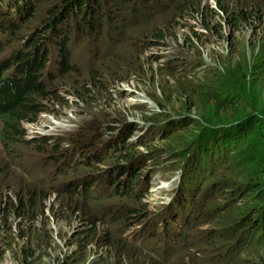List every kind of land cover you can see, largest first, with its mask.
<instances>
[{"label":"rangeland","instance_id":"rangeland-1","mask_svg":"<svg viewBox=\"0 0 264 264\" xmlns=\"http://www.w3.org/2000/svg\"><path fill=\"white\" fill-rule=\"evenodd\" d=\"M51 1L53 2V0ZM140 1V10L147 9L142 3L143 0ZM161 1L170 0H147L149 3L152 2V8L156 10L159 9L158 2ZM223 1L229 6L231 4L228 16L225 12H220L217 9L216 0H203L204 5L209 8L205 19L209 25H213L225 23L227 21L225 18L230 17L233 23L230 24L231 27L225 25L222 27L223 31L216 34L215 31L209 32L205 28L200 34L198 18H191V14H188L190 16L188 19L173 20L172 25L180 24L176 27L174 34L169 35L164 31L167 37L164 42H161L163 45L152 47L149 45L144 55L136 57L137 78L135 75L129 78H127L128 74L122 75L120 81L111 84L110 94L103 93L99 98L77 97L76 91L72 87L73 83H70L65 90L62 89L59 92L61 97L64 96V104L48 103L54 113H42L37 123L24 124L29 138L39 135L59 137L60 140L52 139L51 146L53 147L69 143L76 135L83 140H88L95 131L92 123L111 122L114 123L111 125H115L118 124L115 120L124 119L122 127L125 130L124 140H128L130 147L140 148V161L136 159L132 166L140 173L139 180L142 182L145 180V186L138 187L132 177L127 185L128 188L134 183L135 188L139 189L138 192L136 189L134 191L135 199L130 197V200L124 202L113 197L111 200H105L104 197L98 198L93 194V199L88 204L72 199L61 194V183L64 179L62 175H58V171L62 159L51 160L47 157H40L35 162L36 166H31L29 172V166L24 157L29 158L30 154L35 152H27V150L23 152L22 150L21 154L16 155L17 150H15L10 154L9 150L3 149L0 140V200L2 203L8 202L9 196L19 188L26 191L32 188L37 192L36 196L39 200L42 195L51 194L46 202H43V207L40 204L37 211L30 213L31 219L24 220L17 218L15 214L0 212V264H104L108 253L111 255L108 264H114L117 260L114 259V256L117 257L119 253L136 256L142 262L149 263L146 254L147 252L150 255L148 251H141L136 246L127 245L122 241L121 237H126L133 231L124 230L122 226L109 222L110 218L117 219L119 217L115 214H119L121 209L119 212H114L110 218H107V215L113 211L114 206L121 204L133 205L132 207L140 208L143 211L156 213L158 210L166 208L170 200L180 191V195H183L184 191L194 193V195L199 192L192 187L196 186L197 180L193 181V185L190 186L184 176L185 163L193 152L189 143L185 144L187 136L185 130L188 128L185 127V124L189 119L174 113L173 108L193 106L191 120L205 122L204 119H201L200 114H206V118L209 120L215 112L219 111H215L217 103L212 94L220 84L218 79L222 77H226L228 80L234 78L231 83L237 84L236 90L245 92V97L248 99L243 110H247L251 116H258L261 121L264 120V65L258 64L256 59L264 57V19L260 21L238 20L232 15L236 2L240 5L239 2L244 1L249 7L252 6L254 14L259 6L264 7V1L263 4H258L257 0L252 3L251 0ZM36 3H33L30 15L33 13L32 10L37 5ZM51 7L50 1H42L36 16L41 14L42 8L49 11ZM13 13L15 14V12ZM18 20L25 21L26 19L21 17ZM36 33L37 31L32 30L24 37L30 40ZM78 36L77 34L74 40L69 43L68 50L73 55L74 64L77 67H83V65L89 64L90 58L99 56L102 46L96 45L93 42L94 39L92 41V35L90 39L85 36H79L82 39H77ZM115 36L117 35L115 34ZM2 37L5 35L0 34V38ZM17 46L14 50L9 49L0 56L6 54L3 59L10 58L15 54V50L21 49V44ZM140 46L133 47V51L130 50L131 53L135 55L140 50ZM87 47L90 48L92 55ZM126 47H129V44ZM52 50H50L51 57L47 64H50L54 55L57 56L56 61L62 60L61 56L57 55L58 52H52ZM120 50L122 48L117 49L115 54ZM157 56L161 57L156 59ZM169 64H173L174 72L167 68ZM56 69L57 67L54 66L51 71L55 73ZM181 69L191 72L189 76L193 83H200L198 90L192 94L194 98L192 101L185 99L184 96L180 101L176 100L171 91L173 86H178L181 82L178 75V71ZM120 73L122 74V72ZM170 107L169 115L165 116L167 113L165 109ZM233 121L235 120H228L225 121L226 124L219 125L218 128L222 129L219 133L226 134V130L232 128L231 126L234 127L233 132L238 131V123H231ZM261 123L264 125V122ZM241 128L243 133V127ZM214 129L217 130L215 126ZM103 132L99 131V135H102ZM140 144L142 145L140 146ZM252 168L239 165L222 172L216 179L215 189L222 192L223 187L220 185L224 177L222 175H228L236 180L239 177H245L247 175L244 174L245 172L254 171ZM35 170L38 172L35 173ZM96 172L91 171V173ZM189 176L191 175L189 174ZM258 183H264V179H259ZM254 187L257 185L253 184ZM127 188H123L124 191H128ZM91 191L97 193L98 189L91 188ZM101 192V196H108L106 195L107 187ZM229 194V192H225L226 196ZM217 196L214 194L211 203L205 202L199 208H197L199 197L194 198L193 196L190 198L191 201L182 199L185 205L183 212L196 210L197 214L205 213L204 218L214 220L216 228H226L221 225L227 221L228 211L220 213L218 216L215 213L208 216L209 211L215 210L216 206L225 202L223 199L216 200ZM238 196L243 199L245 206L254 205L258 201L252 195L246 197L239 194ZM75 207H82L80 209L82 211L76 213ZM257 208L260 210L264 207L261 205ZM237 211L243 212L241 209ZM250 211L252 212V209ZM27 216L28 213L25 212L24 217L27 218ZM253 217L256 220L259 217L258 213ZM139 221L140 219H132L131 223ZM187 221H190V216ZM187 221L182 227L181 234L190 229ZM83 231L84 233H82ZM94 232V238L86 237L87 234ZM119 235L121 237H118ZM178 235L170 237L172 243L169 242L167 246H164L162 242L161 248L164 255L171 253L175 246L176 248L179 246L180 251L186 248L184 240L179 239ZM130 238L134 239L133 234ZM140 238L142 240L138 241L144 242L154 239L153 236H140ZM254 248L250 250V253H247L248 256H242L239 264H244L246 260L251 264H264V246L258 248L254 246Z\"/></svg>","mask_w":264,"mask_h":264},{"label":"trees","instance_id":"trees-1","mask_svg":"<svg viewBox=\"0 0 264 264\" xmlns=\"http://www.w3.org/2000/svg\"><path fill=\"white\" fill-rule=\"evenodd\" d=\"M42 1L45 0H0V34L5 35L0 38V55L9 49L14 50L13 45L21 44V49L17 50L10 58L2 59L0 56V140L3 149L9 150L10 154L15 150H17L16 155L21 154L22 150L40 154L60 153L62 149L59 146H51L52 138L50 137H27L28 133L24 124L37 123L42 113H54L48 103L64 104V96L61 97L59 92L62 89L65 90L70 83H73L72 87L76 91L77 97L99 98L103 93L110 94L111 84L120 81L122 75L128 74L127 78L135 75L137 78L136 57L143 55L148 45L151 47L163 45L161 42H164L167 37L165 32L173 35L176 27L180 25L179 23H176L177 26L172 25L173 20L188 19L190 18L188 14H191V18L200 19L203 23L202 26L209 32L216 31V33L223 31V26L233 24L230 17H227L225 23L209 25L205 19L209 8L204 5L203 0L161 1L158 2L159 9L157 10L152 8V2L149 3L147 0L142 2L147 8L145 10H140V0H53V2L47 0L50 1L51 9L47 11L42 8L41 14L36 16ZM253 1L251 0V3ZM263 1L257 0L258 4H263ZM34 2H37V5L30 15ZM167 3L169 5H166ZM216 3L217 9L220 12H225L228 16L231 4L229 6L223 0H216ZM239 3L240 5L237 2L234 4L236 6L232 12V15L235 16L233 18L250 19V21L264 19V9H262L264 7L259 6L253 14L252 6L249 7L244 1ZM21 17L26 20L17 21ZM32 30L37 33L27 40L24 36ZM77 34L88 39L93 36L91 38L94 39L93 42L102 46L99 56L83 67H77L74 64L73 55L68 50L69 43L74 40ZM79 36L77 39H82ZM128 44L129 47H126ZM139 45H141L140 50L135 55L132 54L130 50L133 51V47L138 48ZM119 48L122 50L115 54ZM52 49L58 52L57 55L61 56L62 60H57L54 64L57 67L56 72L51 71L47 75V62L51 57L50 50ZM256 59L258 64L264 65V57ZM172 67L173 64L167 65L168 69H172ZM190 73L183 69L178 71L181 82L178 86H173L171 90L175 95L174 99L180 101L183 96L190 101L194 99L192 94L198 90L200 83H193L189 76ZM232 79L234 78L230 80L226 77L218 79L220 84L212 94L217 103L215 111H219L215 112L209 120L206 118V114H200L201 119H204L205 122L191 120L193 106H180L178 109L173 108L172 110L189 119L185 124V127H188L185 130L187 132L185 144L189 143L193 152L185 163L184 176L190 186L193 185V181L197 180L196 186L192 187L199 191L196 195L185 191L183 195H180V191L178 199L180 205L184 207L182 199L191 201V197H199L197 206L199 208L205 202L211 203L212 196L217 194L216 200L223 199L225 202L216 206L215 210L209 211L208 216L213 213L218 216L220 213L228 211L227 221L221 226L228 227L227 232L229 230L232 232L230 239L233 240L241 234L250 233L252 236H256L255 241L235 254L223 257L221 252L227 251L231 244L222 243V238L216 232L214 220L204 218L205 213H199L197 226L179 235V238L184 240L187 245L186 248L180 251L178 246L167 262H164L157 248L145 247L143 244L129 239L128 236L121 237L119 235L118 237L123 238L122 241L125 244L136 246L141 251H148L150 255L147 252L146 254L149 263L142 262L139 257L119 253L117 257L114 256V259H117L114 264H239L242 254L248 256L247 253L255 249L254 246L257 248L264 246V208L260 210L257 208L261 205L264 207V183H258L259 179H264V125L261 123L264 120L261 121L258 116H251L247 110H243L248 99L245 97V92L236 90L238 85L232 84ZM62 101L64 102L60 103ZM156 103L158 104V102ZM170 109L171 107L165 109L167 112L165 116L169 115L168 110ZM226 116L227 118H225ZM228 120H235L231 123L237 122L239 130L233 132L234 127L231 126L232 128L228 127L229 129L226 130V134H220L219 131L222 129L218 126L226 124L225 121ZM115 121L123 126L125 120L120 118ZM106 123H98L95 126L97 128L95 131L104 128L106 134L111 136L118 124ZM214 126L217 130L214 129ZM241 127H243V133ZM121 145L123 147L108 160L93 164L83 163L72 169H66L59 175H63V179H69L71 176L92 170L93 165L98 169L103 165H115L114 172L119 171L118 176L122 177L121 169L126 170L125 165H132L136 159H140V148L130 147L127 140H124ZM17 147L19 148L16 149ZM52 158L57 159L58 157ZM239 165L253 167L254 171H247L244 173L247 174L245 177H239L236 180L228 175H222L224 177L220 185L223 190L222 192L216 190L214 184L217 177L222 172ZM139 177L140 174H134V179L138 180ZM253 184H256L257 187L253 188ZM76 187L77 185L73 187L69 184L64 185L61 188V194L87 204L92 201V194L87 188L78 190ZM225 192H229V196H226ZM239 194L246 197L252 195L258 201L254 205L245 206L243 199L238 196ZM36 195L37 192L32 188H29L28 191L19 188L9 196L8 202L2 203L0 200V212L15 214L17 218L24 220L31 219L30 213L37 211L40 204L43 207V202H46L51 194L42 195L40 200ZM114 195L115 198L124 202L131 198L135 199L133 188L128 192H122L118 188ZM127 205L114 206L113 211L107 215V218H110L114 212H119L121 209L119 214H115L119 217L117 219L110 218L109 222L122 226L124 230L133 226L130 225L132 219H139L146 215L142 209ZM75 208L76 213L82 211L80 210L82 207ZM238 209L243 212H238ZM25 212L28 213L27 218L24 217ZM256 213L259 217L254 220L253 215ZM203 228H206V232H201ZM94 236L95 232L86 235V237L92 238ZM110 256L108 253L104 264L109 263ZM244 264L251 263L246 260Z\"/></svg>","mask_w":264,"mask_h":264},{"label":"clouds","instance_id":"clouds-1","mask_svg":"<svg viewBox=\"0 0 264 264\" xmlns=\"http://www.w3.org/2000/svg\"><path fill=\"white\" fill-rule=\"evenodd\" d=\"M197 21H199L198 29L201 30V32L199 31L201 34L203 33V30H205V27L202 26L203 23L200 21V19H197ZM214 33L216 34V31ZM15 47L16 46L13 45V48ZM88 50H90V48H88ZM16 51L17 50H15L14 52ZM52 52H55V50L53 49ZM90 54L92 55L91 50H90ZM5 56L6 54L4 56H1V58L3 59V57ZM160 57L161 56H157L156 59H159ZM56 58L57 56L54 55L50 64H48L47 69H46L47 75L48 73L51 72L52 67H54V64L56 63ZM94 58L95 57L90 58L89 61H91ZM171 60H174V59H171ZM97 124L92 123L94 129H97L95 128ZM100 127L103 128L102 126ZM122 127H123L122 125L121 126L118 125L117 128L112 132L113 134L111 136H108V134H106V131L104 128L102 129V131H104L102 135H99V131L101 130L94 131V133L89 136L88 140H83L79 138L78 135H76L73 139H71L69 143L64 144L63 146H59L62 149L60 153L30 154V157L25 159L26 164L29 166L28 170L30 172L31 166H34V167L36 166L35 162H37V160L40 157H47L48 159H51V160H56V159H53L52 157H58L62 159V163L60 165V170L58 171V175L66 169L68 170L72 169L83 163L93 164V163L102 162L104 160H108L112 157V155H114L118 150H120V148L123 147L121 144L124 141L123 133L125 132V130H123ZM39 136H47L52 139L55 138L57 140H60L59 137H56L54 135H39ZM52 139L50 140V142L52 141ZM53 147H57V146H53ZM125 167L127 169L126 170L121 169L122 177H119L118 176L119 171L118 172L115 171L116 173L114 172V169L116 168L115 165L114 166H110V165L104 166L103 165V166H100V169H98L97 166L93 165L92 170H88L80 175L71 176L69 179H64L61 183V188L64 187V185H68V184L71 187H73L74 185H77L76 188H78V190L87 188V190L91 194L95 195L96 197L98 198L104 197L103 199L105 200H111L115 196L114 192H116L118 188H120L122 192H128L132 188L134 192L136 189L135 188L136 186L134 183H133V186L128 187V188H127V185L130 183L131 178L132 177L134 178L135 173H138V174L140 173L136 171L131 164L125 165ZM91 171H97V172L91 173ZM34 172L36 173L38 171L35 170ZM139 178L138 180L135 179V182H137L138 187L145 186L144 185L145 180H143L144 182H142L139 180ZM106 187L108 188V192L106 194L108 196L106 197L105 195L101 196V193H102L101 191H103L104 188ZM91 188L98 189V192L96 193L95 191H91ZM123 188H127L128 191H124ZM136 191L138 192L139 189H136ZM111 193H114V194L110 195ZM178 195L179 194L175 195L170 200V203L166 208H163L162 210H158L156 213H153L152 211L150 212L144 211L146 215L139 218L140 219L139 222L130 223V225H133V226L125 229L128 231L129 230L133 231L132 234H133L134 239L130 238L132 234H128L127 236L129 237V239L133 241H137L138 243L143 244L145 247L157 248L160 251V256L164 259V262H167L170 259L171 255L177 248L175 246L174 250L171 251V253L164 255V252L161 248L162 242L164 246H167L169 242L172 243V241L169 238L174 237L175 234L176 235L181 234L182 227L186 224V221L189 216H190V221H187V225L190 226L189 230H192V228L197 226L198 224L199 214H197L195 210H189V212H183L185 205L184 203H183L184 207L180 205ZM172 204H173V208L171 209ZM227 229L228 227L216 229L217 234L222 238L221 242L231 244V246L228 247L229 249L227 251L221 252L223 257H229L235 254L236 252L243 249L244 247L253 244V242L256 239L255 235L254 237L250 233H246V234H241L236 239L231 240L230 236L232 235V232L230 230L227 232ZM201 232H206V228H203ZM138 235L139 237H137ZM179 235H178V238H179ZM140 236L142 237H152L153 236L154 239L149 240L147 242L138 241V240H142ZM243 255L244 254H242V256Z\"/></svg>","mask_w":264,"mask_h":264}]
</instances>
